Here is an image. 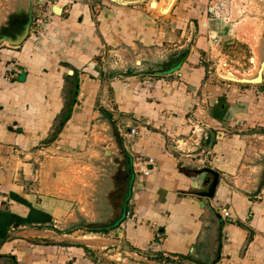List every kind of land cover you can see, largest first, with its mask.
Here are the masks:
<instances>
[{
	"label": "crops",
	"instance_id": "obj_1",
	"mask_svg": "<svg viewBox=\"0 0 264 264\" xmlns=\"http://www.w3.org/2000/svg\"><path fill=\"white\" fill-rule=\"evenodd\" d=\"M126 1L49 3L41 32L29 11L26 39L0 46V264H120L88 235L137 264H264V76H214L230 28L212 1ZM205 168L212 198L194 194Z\"/></svg>",
	"mask_w": 264,
	"mask_h": 264
},
{
	"label": "rangeland",
	"instance_id": "obj_2",
	"mask_svg": "<svg viewBox=\"0 0 264 264\" xmlns=\"http://www.w3.org/2000/svg\"><path fill=\"white\" fill-rule=\"evenodd\" d=\"M55 1L59 2V0H0V28L11 14L16 13L17 15H21L22 13L24 14L26 12V15L29 16V11H31L33 14H40V10L42 12L46 8L45 6H49V3L54 4ZM167 1L168 0H165V2ZM209 1H212V4H210L211 6H215L214 16L222 21V24L224 21H226L229 26L228 28H230L228 37L226 38V36H220V42L216 41L215 43L213 49L215 56H212V60L207 62L211 71H217V73L227 78V81L240 80L242 77L251 78L255 75L259 63L264 55V0ZM173 2L174 0H169V2L165 4L161 2L160 5H157L155 0H152L150 7L151 9H157L160 15H164L168 14ZM174 10L175 8L173 7L169 15H175L172 13ZM41 15L42 14L34 16L35 19H40V21H38L39 25L36 28L39 32H41V24L46 21L45 17ZM262 31L263 36L261 35ZM188 37H190V30L188 32ZM0 44L1 47L8 45L7 42ZM185 49L186 45L179 49V51H183ZM169 60L170 58H168L165 67L162 66L161 68L168 67L170 63ZM236 82L237 81H235V83ZM196 142L195 145L198 146V141ZM206 155L207 154H205V152L201 151V153L196 158L200 161H203V164H206ZM83 174L84 173L80 174L81 179L84 180L88 178V174ZM84 234L88 235L86 233L78 232L77 236L80 237ZM87 237L88 238H82V240L78 241H85L86 243L95 247L122 249L121 245L111 246L110 243L114 242L107 240L112 239L109 238V236H106V238L101 235H88ZM112 252L115 254L114 251ZM123 255L126 256L125 254ZM123 255L110 257L109 259L107 258V260L120 264H137L139 262V260H136L130 256H126L127 259L124 262L122 261L123 258L125 259ZM169 264L177 263L171 262Z\"/></svg>",
	"mask_w": 264,
	"mask_h": 264
},
{
	"label": "water",
	"instance_id": "obj_3",
	"mask_svg": "<svg viewBox=\"0 0 264 264\" xmlns=\"http://www.w3.org/2000/svg\"><path fill=\"white\" fill-rule=\"evenodd\" d=\"M112 1H114L116 3H121V4L134 2V1H126V0H112ZM53 10L56 13H59L61 11V8L54 5ZM28 32H29V23L27 22L24 25L23 30L19 32V35L13 36V37H11V36L0 37V43L7 42L9 45H13V46L19 45L26 39ZM263 70H264V55H263L262 60L259 63L258 69H257L254 76H252L251 78L242 77V78H240V80H232V81H237V82H241V83H260L263 79V77H262ZM203 171H206V172H209L210 174H212L213 178L208 182L207 187L204 191L198 190V191L194 192V194H197L200 197L212 198L214 196V193L216 190V186H217V183L219 180V175L215 171H212L211 169H208V168L203 169Z\"/></svg>",
	"mask_w": 264,
	"mask_h": 264
},
{
	"label": "built area",
	"instance_id": "obj_4",
	"mask_svg": "<svg viewBox=\"0 0 264 264\" xmlns=\"http://www.w3.org/2000/svg\"><path fill=\"white\" fill-rule=\"evenodd\" d=\"M95 1H96L97 5H99L100 3L104 2V1H108V0H95ZM212 72H215V71H212ZM209 73H211V72H209ZM213 74H215V73H213ZM217 74L218 75H214V76L219 77L223 81L228 80L227 78H225L221 74H219V73H217ZM118 131H119L120 136L127 142L129 139H132L137 134V131L135 128H130L128 131H126L123 128H119ZM131 158H132L133 172L136 175H142V176L148 175V173L150 171V169L148 168V164L151 165L152 159L151 158L144 159L142 156L135 155V154H131ZM199 162H202V164H203V161H199ZM221 212H222L223 217L229 218L230 214H229L227 209H221ZM162 239H163L162 232H160L158 230V228L154 229V238L152 240L151 245L157 244ZM123 253H125L123 248L122 249H119V248L116 249V254H118V256L123 255Z\"/></svg>",
	"mask_w": 264,
	"mask_h": 264
},
{
	"label": "flooded vegetation",
	"instance_id": "obj_5",
	"mask_svg": "<svg viewBox=\"0 0 264 264\" xmlns=\"http://www.w3.org/2000/svg\"><path fill=\"white\" fill-rule=\"evenodd\" d=\"M31 21L30 14L26 15V12L21 15H17L16 13L11 14L5 23L1 25L0 28V37L4 36H17L19 32L23 30L24 25Z\"/></svg>",
	"mask_w": 264,
	"mask_h": 264
},
{
	"label": "trees",
	"instance_id": "obj_6",
	"mask_svg": "<svg viewBox=\"0 0 264 264\" xmlns=\"http://www.w3.org/2000/svg\"><path fill=\"white\" fill-rule=\"evenodd\" d=\"M93 230V229H92ZM95 230V229H94Z\"/></svg>",
	"mask_w": 264,
	"mask_h": 264
},
{
	"label": "bare ground",
	"instance_id": "obj_7",
	"mask_svg": "<svg viewBox=\"0 0 264 264\" xmlns=\"http://www.w3.org/2000/svg\"><path fill=\"white\" fill-rule=\"evenodd\" d=\"M228 77V76H227Z\"/></svg>",
	"mask_w": 264,
	"mask_h": 264
}]
</instances>
